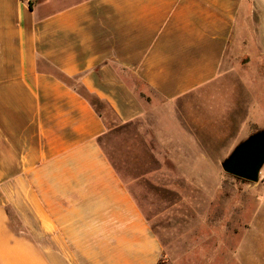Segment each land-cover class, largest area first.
Wrapping results in <instances>:
<instances>
[{"label": "crops", "instance_id": "obj_1", "mask_svg": "<svg viewBox=\"0 0 264 264\" xmlns=\"http://www.w3.org/2000/svg\"><path fill=\"white\" fill-rule=\"evenodd\" d=\"M263 94L264 0H0V264H160L102 148L110 120L148 124L171 157L198 159L177 173L214 202L223 170L205 161L264 130ZM247 195L241 231L205 219L169 263L264 264V181Z\"/></svg>", "mask_w": 264, "mask_h": 264}, {"label": "rangeland", "instance_id": "obj_2", "mask_svg": "<svg viewBox=\"0 0 264 264\" xmlns=\"http://www.w3.org/2000/svg\"><path fill=\"white\" fill-rule=\"evenodd\" d=\"M138 87L142 96L157 100L152 92L141 85ZM91 102L98 109H103L101 104L92 99ZM255 124L264 127V109ZM151 128L145 123L122 125L112 119L101 145L162 243L164 255L160 264H171L168 259L180 258L188 252L190 246L200 243L199 235L206 228L201 224L205 219L208 221L210 218L214 222L216 218H221L223 228L228 230L235 226L236 219L239 221V231L246 226L250 209L256 206L254 199L247 194L251 186L264 181V164L255 183H242L222 172L224 195L221 200L216 197L212 202L213 194L209 196L204 189H200L198 183L189 181L194 175L177 173L178 165L197 163L198 159L171 157L170 154H174V151L168 150L166 143L157 142ZM246 134L240 131L232 135L222 143L223 157L206 159L205 164L220 165V161L245 140ZM218 146V142L207 143L208 149H217ZM202 161L201 159V163ZM235 204L246 205L248 209H239L235 213ZM10 215L17 228L21 229L14 216ZM211 240L213 239H208V242ZM223 240L229 244L234 239L224 237Z\"/></svg>", "mask_w": 264, "mask_h": 264}, {"label": "water", "instance_id": "obj_3", "mask_svg": "<svg viewBox=\"0 0 264 264\" xmlns=\"http://www.w3.org/2000/svg\"><path fill=\"white\" fill-rule=\"evenodd\" d=\"M263 164L264 130H260L250 134L234 147L220 165L227 175L241 182L255 183Z\"/></svg>", "mask_w": 264, "mask_h": 264}, {"label": "trees", "instance_id": "obj_4", "mask_svg": "<svg viewBox=\"0 0 264 264\" xmlns=\"http://www.w3.org/2000/svg\"><path fill=\"white\" fill-rule=\"evenodd\" d=\"M29 6L31 7L30 3H29ZM237 180H239V179H237ZM239 181H240V180H239ZM242 183H245V182H242Z\"/></svg>", "mask_w": 264, "mask_h": 264}]
</instances>
